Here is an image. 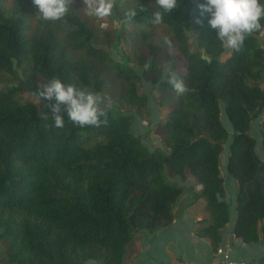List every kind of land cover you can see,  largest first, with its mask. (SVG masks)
<instances>
[{
    "label": "trees",
    "instance_id": "1",
    "mask_svg": "<svg viewBox=\"0 0 264 264\" xmlns=\"http://www.w3.org/2000/svg\"><path fill=\"white\" fill-rule=\"evenodd\" d=\"M204 2L179 0L180 7L164 13L160 24L152 23L153 13L163 11L154 0H133L138 14L131 22L118 15L144 40L162 26L174 49L164 53L165 66L158 62L162 43L147 42L135 59L158 83L157 107H166L156 123L163 148L151 149L132 128L134 113H151L149 99L129 62L110 57L117 38L112 30L92 25L70 7L63 21H43L32 0H0V71L22 70L40 87L59 78L99 94L106 87L103 74L112 73L124 84L121 98L129 111L116 116L110 109L106 125L82 128L63 110L61 129L54 127L50 109L19 99L16 87L0 86L5 263L122 264L137 234L171 223L184 191L171 179L188 176L201 186L193 198L205 201L210 216L197 234L216 251L229 220L220 172L226 144V171L237 184L233 234L243 243L264 246V153L257 154L251 132L264 110V47L258 38L264 27L248 36L239 52L225 54L210 17L200 15L198 5ZM128 32L126 27L121 34ZM170 73L190 91L177 95L168 82ZM43 113L49 119H42ZM260 143L264 152V118Z\"/></svg>",
    "mask_w": 264,
    "mask_h": 264
},
{
    "label": "clouds",
    "instance_id": "2",
    "mask_svg": "<svg viewBox=\"0 0 264 264\" xmlns=\"http://www.w3.org/2000/svg\"><path fill=\"white\" fill-rule=\"evenodd\" d=\"M158 9L153 13V24L163 21L164 13H172L180 7L179 0H154ZM38 9V19L43 21H63L67 16L69 5L72 0H32ZM86 14L103 19L112 13L116 0H84ZM201 16H209L208 24L216 32V39L227 48L239 52L246 38L253 33L261 31V21L264 20V4L260 0H205L198 5ZM143 7L139 11H144ZM138 14L137 8H129L125 16L129 22ZM197 23H201L197 20ZM169 84L177 95H183L190 91L184 81L175 73L169 74ZM32 95L55 103L45 104L53 114L54 127L63 128L64 119L61 111L67 112L69 120L79 127H100L107 124V113L112 108L113 102L110 97L93 92L88 88H81L75 84H65L59 78H52L41 86L38 92ZM64 106L62 109L61 106ZM101 117L104 119L102 120ZM42 119H49L43 113Z\"/></svg>",
    "mask_w": 264,
    "mask_h": 264
},
{
    "label": "crops",
    "instance_id": "3",
    "mask_svg": "<svg viewBox=\"0 0 264 264\" xmlns=\"http://www.w3.org/2000/svg\"><path fill=\"white\" fill-rule=\"evenodd\" d=\"M159 141V140H157ZM161 142L154 146L160 147ZM225 145L220 156V172L224 177L226 189L225 201L229 205V220L222 229L220 245L230 247L231 264H264V246L260 243L246 244L233 234L236 221L235 192L237 184L227 174L226 162L228 148ZM154 149V148H153ZM184 187L183 194L173 208V220L163 228L152 232L137 234L126 248L122 264H227V261L215 253L213 244L199 237L197 230L210 223V216L202 198L194 199L193 193L199 192L201 186L194 182L193 177L185 179L173 177ZM0 264H7L1 256ZM86 264H99L88 261Z\"/></svg>",
    "mask_w": 264,
    "mask_h": 264
},
{
    "label": "rangeland",
    "instance_id": "4",
    "mask_svg": "<svg viewBox=\"0 0 264 264\" xmlns=\"http://www.w3.org/2000/svg\"><path fill=\"white\" fill-rule=\"evenodd\" d=\"M118 2L119 6L117 7L116 4ZM116 4L112 9L111 15L103 19L87 15L84 0H72V3L69 5V7L74 9L87 22L99 27L102 30L110 29L113 31V34L117 36L111 48L109 49V55L113 60H117L123 63L129 62V65H131V67L140 74V91L146 93L149 99L148 103L152 109L151 113L149 114L145 112L141 114L134 113V118L132 121L133 131L137 134H140L142 137V141L145 142V144H147L151 149L155 148L154 146L157 144V142H161L160 148H163L161 140V129H159L156 123L160 118H162V116H164L166 107H157L158 83L152 82L149 77L144 74V67L136 64L135 59L142 50H145V44L147 42L151 41L152 43H162L165 48H163V56L158 62L161 66H165L164 53H173L174 49L173 47H171L168 35L165 29L162 28V26H158L155 31L153 33H150L144 40L138 33L135 32V26L129 27L128 25H126V22H124V19L119 18L118 15L124 16L126 10L132 7L133 0H116ZM126 27H128L129 32L127 34H121L122 29ZM258 38L260 44L264 47V28L260 32ZM190 41L193 45V48H195V40L193 36L190 37ZM225 49L226 54L230 49ZM128 57H130L129 60H127ZM103 76L106 81V87L104 92L101 94L105 97L111 98L113 102V106L111 109L116 116L128 114L129 111L121 98L125 88L122 80L114 76L112 73L108 72L104 73ZM0 86L16 87V95L19 99L36 103L40 110L50 109L45 107V104L50 103V101L43 99L39 101L37 97L32 95V92H38L41 87L36 85L31 76L23 72L22 70H18L13 74L0 71ZM61 107L62 109L64 108L63 105ZM221 117L223 119L225 118L224 115ZM262 118H264V110L262 111L260 117L253 121L251 126V132L254 134V137L256 139V152L261 157H263L264 153L262 144L260 143V122ZM226 147L228 148V145ZM3 255L4 248L0 242V259Z\"/></svg>",
    "mask_w": 264,
    "mask_h": 264
},
{
    "label": "built area",
    "instance_id": "5",
    "mask_svg": "<svg viewBox=\"0 0 264 264\" xmlns=\"http://www.w3.org/2000/svg\"><path fill=\"white\" fill-rule=\"evenodd\" d=\"M216 254H219L227 261V264H231L228 262L229 260V255H230V247L228 244L226 245H219L215 251ZM239 264H244L243 262H240Z\"/></svg>",
    "mask_w": 264,
    "mask_h": 264
}]
</instances>
